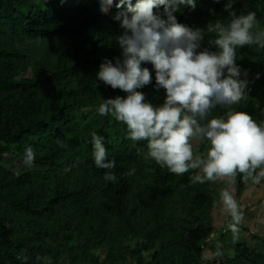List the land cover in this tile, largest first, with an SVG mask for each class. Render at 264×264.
Instances as JSON below:
<instances>
[{
  "label": "trees",
  "instance_id": "trees-1",
  "mask_svg": "<svg viewBox=\"0 0 264 264\" xmlns=\"http://www.w3.org/2000/svg\"><path fill=\"white\" fill-rule=\"evenodd\" d=\"M225 3L197 0L195 10L176 14L178 22L206 28L227 21ZM233 10L256 12L264 30V0H236ZM117 11L101 13L99 0H0V264H21V254L29 264H46L37 256L51 264L204 262L203 246L215 233L211 184L219 179L192 183L195 170L176 175L144 159L147 142L126 139L125 125L97 111L103 98L126 95L95 81L103 59L120 55ZM236 59L249 84L233 107L264 120V50L246 45ZM143 91L163 101V90ZM92 132L116 161L114 181L94 164ZM29 145L35 159L25 166ZM132 167L135 175L125 176ZM233 178L240 198L253 184L238 172ZM233 249L237 255L225 261L222 250L221 264H264L262 254Z\"/></svg>",
  "mask_w": 264,
  "mask_h": 264
},
{
  "label": "clouds",
  "instance_id": "clouds-1",
  "mask_svg": "<svg viewBox=\"0 0 264 264\" xmlns=\"http://www.w3.org/2000/svg\"><path fill=\"white\" fill-rule=\"evenodd\" d=\"M213 2L220 4L221 0ZM235 3L226 0L224 4L227 21L218 19L199 28L179 23L176 15L195 10L197 0H99L101 13L107 14L113 7L118 10L113 19L119 22L122 34L115 38L120 55L104 58L99 64L96 87L102 83L126 94L103 98L99 115L125 125L126 139L146 141L144 159L176 175L195 170L192 183L234 179L237 172L245 182L259 185L264 180V120L233 107L247 97L249 84L241 78L237 49L256 45L264 50V30H260L256 12L238 15L233 10ZM210 13L215 15V10ZM243 75H248L247 70ZM260 76L257 73L256 79ZM149 85L156 92L163 90L162 103L147 98L143 89ZM217 108L224 113L212 116ZM104 141L102 135L92 132L94 164L108 170L104 180L110 182L116 179L112 171L116 161L109 159ZM196 144H206L205 151L194 154ZM34 159L33 147L26 146L24 165L31 166ZM136 171L132 167L124 175L131 177ZM221 201L239 219L229 187L221 192ZM18 259L29 264L27 255ZM36 260L51 264L46 256Z\"/></svg>",
  "mask_w": 264,
  "mask_h": 264
},
{
  "label": "crops",
  "instance_id": "crops-1",
  "mask_svg": "<svg viewBox=\"0 0 264 264\" xmlns=\"http://www.w3.org/2000/svg\"><path fill=\"white\" fill-rule=\"evenodd\" d=\"M221 180L220 178L219 182L212 183L211 189L214 184H220ZM231 189H235V193L233 194L239 219L233 217L231 211L223 205L221 195H216L212 190L217 198L212 211L215 233L205 244L203 264H221V253L222 250H225L223 244L225 242L222 240L224 235L222 234L229 233L235 235L238 230L245 235V243L241 246L252 251V253L264 255V180L259 185L253 184L248 187L240 198L237 196V185H231ZM234 246L237 245L229 244L231 249ZM225 257V254H222V261H225ZM244 262L245 264H249L245 260Z\"/></svg>",
  "mask_w": 264,
  "mask_h": 264
},
{
  "label": "rangeland",
  "instance_id": "rangeland-1",
  "mask_svg": "<svg viewBox=\"0 0 264 264\" xmlns=\"http://www.w3.org/2000/svg\"><path fill=\"white\" fill-rule=\"evenodd\" d=\"M198 145L199 144H196L194 146L195 150H196ZM7 166H9V165H7ZM221 179L222 180H221L220 184H218V185L214 184L213 188H212V190L215 192L216 195L217 194L221 195V192L224 190V188L229 187L231 189V185L232 186L236 185L235 181H234V179H232V177H224V178H221ZM232 192L235 193V189H233ZM233 198H234V194H233ZM222 235H224V238H222V240L225 242V243H223L224 247H225V251H224L225 252V256L228 257L229 259H233L237 255V253H236L235 249H231L229 247V244L231 245V243H232L234 245H238V244L239 245H243L245 243V240H244V236L245 235L242 234V232L240 230L236 231L235 235H232V234H229V233L228 234L224 233ZM229 264H232V263H229Z\"/></svg>",
  "mask_w": 264,
  "mask_h": 264
}]
</instances>
